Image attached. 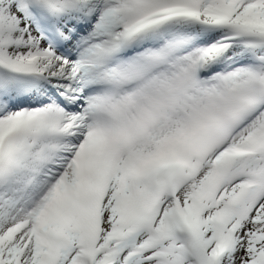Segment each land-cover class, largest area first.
Instances as JSON below:
<instances>
[{"label":"snow or ice","instance_id":"snow-or-ice-1","mask_svg":"<svg viewBox=\"0 0 264 264\" xmlns=\"http://www.w3.org/2000/svg\"><path fill=\"white\" fill-rule=\"evenodd\" d=\"M0 264H264V0H0Z\"/></svg>","mask_w":264,"mask_h":264}]
</instances>
